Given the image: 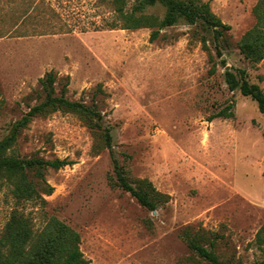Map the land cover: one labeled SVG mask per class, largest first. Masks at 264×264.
<instances>
[{"label":"rangeland","instance_id":"obj_1","mask_svg":"<svg viewBox=\"0 0 264 264\" xmlns=\"http://www.w3.org/2000/svg\"><path fill=\"white\" fill-rule=\"evenodd\" d=\"M112 1L0 0V140L41 102L50 72L58 94L69 77L66 97L92 111L90 121L63 111L37 117L22 131L14 154L71 164L47 171L54 192L44 201L18 205L3 189L0 239L19 208L36 230L55 217L78 231L89 264H207L187 229L224 235L216 253L225 264H256L264 115L230 91L226 72L245 70L264 91V61L253 65L236 48L218 58L211 30L183 20L155 41L151 29L110 30ZM203 1L231 26L233 44L255 24L258 0ZM148 13L163 19L165 8ZM223 111L231 117L212 119ZM107 131L130 181L149 180L169 203L152 212L116 185Z\"/></svg>","mask_w":264,"mask_h":264},{"label":"trees","instance_id":"obj_2","mask_svg":"<svg viewBox=\"0 0 264 264\" xmlns=\"http://www.w3.org/2000/svg\"><path fill=\"white\" fill-rule=\"evenodd\" d=\"M112 4L118 21L109 26L110 30L151 29V40L155 41L163 30L183 20L190 26L201 24L205 29L211 30L218 58L221 59L224 53L236 48L253 65L264 61V0H258L254 6L252 12L255 24L237 44H233L230 38L231 26L223 23L212 11L210 3L203 0H113ZM157 6L165 8L163 19L148 13L150 8ZM202 41L204 45L207 44L206 38H202ZM237 74L232 71L226 72L230 91L239 89L244 97H250L257 103L259 111L264 115V91L259 85L248 81L245 70H239ZM67 79L68 82L64 85L61 94H58L56 89L58 76L54 72L41 78L43 99L31 107L29 112L12 127L7 137L0 140V194L5 187H8L18 205L44 201L43 195L51 196L54 188L46 179L47 171L60 170L71 164L66 159L46 160L38 155L20 157L14 154L22 131L35 118L45 117L58 111L78 113L88 120L92 117L91 109L84 103L71 101L66 97L70 78ZM222 116L231 117L227 111H223L212 119ZM105 142L111 151L115 183L119 188L152 212L170 202L171 197L157 190L149 180L130 181L112 151V135L109 131L105 134ZM184 236L189 247L207 264H225L216 253L219 241L225 240L224 235L198 233L192 235L187 229ZM256 242L263 247L264 228L258 233ZM81 245L80 233L63 221L52 217L41 229L36 230L33 220L16 208L0 239V264H89L81 250ZM256 264H264V252L263 258Z\"/></svg>","mask_w":264,"mask_h":264}]
</instances>
